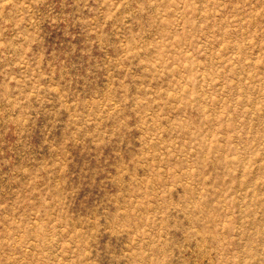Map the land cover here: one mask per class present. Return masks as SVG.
<instances>
[{
  "label": "rangeland",
  "instance_id": "374dc122",
  "mask_svg": "<svg viewBox=\"0 0 264 264\" xmlns=\"http://www.w3.org/2000/svg\"><path fill=\"white\" fill-rule=\"evenodd\" d=\"M0 264H264V0H0Z\"/></svg>",
  "mask_w": 264,
  "mask_h": 264
}]
</instances>
